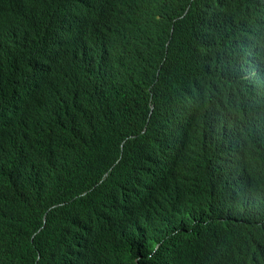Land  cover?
I'll use <instances>...</instances> for the list:
<instances>
[{"label":"trees","instance_id":"16d2710c","mask_svg":"<svg viewBox=\"0 0 264 264\" xmlns=\"http://www.w3.org/2000/svg\"><path fill=\"white\" fill-rule=\"evenodd\" d=\"M96 1L0 0V264H264V0Z\"/></svg>","mask_w":264,"mask_h":264},{"label":"clouds","instance_id":"9594fccd","mask_svg":"<svg viewBox=\"0 0 264 264\" xmlns=\"http://www.w3.org/2000/svg\"><path fill=\"white\" fill-rule=\"evenodd\" d=\"M69 53L73 58L78 60H84L85 58V49L83 44H77L74 47H71L65 51V54ZM64 54V55H65ZM248 56V55H247ZM75 59H64L63 64L59 61L54 65L55 67L49 69L47 73L44 75L47 83L51 87L62 86L67 83L70 79L65 67L79 63L78 60ZM246 79L252 78V73H247L245 75ZM257 80V77H255ZM107 175V174H106ZM17 188H15L10 180L7 177L0 176V193L4 196L12 195L16 192ZM10 218L0 216V255L7 257L13 249L18 250V244L16 243L15 236H11L9 234L8 225H10ZM161 243L152 242L150 246L152 247V252L148 256H143L141 254L132 253V260L134 264H162V262L157 261L153 255L160 249Z\"/></svg>","mask_w":264,"mask_h":264},{"label":"bare ground","instance_id":"6f19581e","mask_svg":"<svg viewBox=\"0 0 264 264\" xmlns=\"http://www.w3.org/2000/svg\"><path fill=\"white\" fill-rule=\"evenodd\" d=\"M91 1H93V4H96V0H91ZM102 11L103 10H100V12H98L99 14L100 13H102ZM258 13H260V11H258ZM81 19H82V16L80 17ZM75 19H74V17H73V21H74ZM72 26H76V25H72ZM44 29V28H43ZM77 34V33H76ZM73 35V34H72ZM240 37V36H239ZM65 40H66V38H65ZM55 46V45H54ZM46 47V46H45ZM55 54V53H54ZM55 66H53V68H54ZM91 78V77H90ZM89 79V78H88ZM36 82H37V80H36ZM152 82V81H151ZM258 85H260V75L258 74ZM19 97V96H18ZM17 97V98H18ZM27 101H28V99H27ZM9 106V105H8ZM10 107V106H9ZM8 109V108H7ZM18 109V108H17ZM166 116V115H165ZM165 125H166V121H165ZM177 130V129H176ZM199 132V131H198ZM165 140V142H167L168 141V138H165L164 139ZM222 141V140H221ZM178 142V141H177ZM80 143V142H79ZM148 144V143H147ZM220 144V143H219ZM200 146V145H199ZM201 148V147H200ZM168 160V162H170V163H172V161H173V159L170 157V158H168L167 159ZM166 165V164H165ZM175 168H174V166H173V168H172V170L171 171H173ZM138 172V171H137ZM172 172H169V175L171 174ZM161 179H163V177H161ZM156 186H157V183L155 184ZM146 190H148V187H146ZM146 194H147V191H146ZM138 197V196H137ZM114 199V198H113ZM128 207H131L130 205H128ZM210 224H212V223H210ZM151 226V225H150ZM100 230H103V229H100ZM99 230V231H100ZM149 234H151V233H149ZM113 236H116V234H113ZM119 236V235H118ZM145 236V235H144ZM148 236V235H147ZM152 236V235H151ZM205 236V235H204ZM146 237V236H145ZM108 239H104V243H106V241H107ZM186 240V239H185ZM188 241V240H187ZM186 241V242H187ZM123 242H128V240H124ZM189 242V241H188ZM83 243V242H82ZM82 243H81V247H82ZM200 244H202V243H200ZM204 244V243H203ZM204 247V246H203ZM206 247V246H205ZM200 248V247H199ZM82 249V248H81ZM203 249V248H202ZM205 249V248H204ZM259 249V248H258ZM73 250V249H72ZM187 258V257H186ZM75 259V258H74ZM184 260V259H183ZM184 261H186L187 262V260H184ZM165 263V262H164ZM195 263V262H194Z\"/></svg>","mask_w":264,"mask_h":264}]
</instances>
